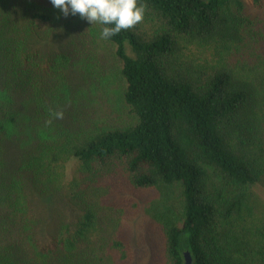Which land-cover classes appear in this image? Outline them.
Masks as SVG:
<instances>
[{"label": "trees", "instance_id": "16d2710c", "mask_svg": "<svg viewBox=\"0 0 264 264\" xmlns=\"http://www.w3.org/2000/svg\"><path fill=\"white\" fill-rule=\"evenodd\" d=\"M138 3L140 23L101 39L128 115L99 120L85 85L100 57L70 32L83 19L0 0V264H131L138 193L173 185L164 264H264V58L245 57L264 34L243 0Z\"/></svg>", "mask_w": 264, "mask_h": 264}, {"label": "rangeland", "instance_id": "374dc122", "mask_svg": "<svg viewBox=\"0 0 264 264\" xmlns=\"http://www.w3.org/2000/svg\"><path fill=\"white\" fill-rule=\"evenodd\" d=\"M243 1L247 12L256 22L255 28L260 29L264 34V0H259L258 3L253 0ZM62 23L66 25V21ZM98 26L99 23L91 24L83 19L70 31L74 35L77 48L81 53L96 51L100 57L99 60L93 59L95 64L89 71V79L85 85L88 96L91 97L88 104L95 111L99 120L126 118L128 111L122 100L124 85L118 75L120 62L114 54V48L102 42ZM66 35L68 36L67 33ZM52 36L59 37L57 28ZM210 55V51L200 53L201 57H210ZM256 55H261L264 58V40H250L245 57L254 61ZM80 66L82 67V65ZM80 66H78L79 69H81ZM72 75L73 81L80 85L77 93L79 97L85 93L84 79H81L82 75L76 70ZM261 86L264 95V82ZM257 191L261 203L264 204V191L262 188H258ZM137 204V213L129 222L131 244L136 252L131 264H164L162 261L163 227L168 223H180L181 188L179 185H173L143 190L138 193Z\"/></svg>", "mask_w": 264, "mask_h": 264}, {"label": "clouds", "instance_id": "9594fccd", "mask_svg": "<svg viewBox=\"0 0 264 264\" xmlns=\"http://www.w3.org/2000/svg\"><path fill=\"white\" fill-rule=\"evenodd\" d=\"M50 3L64 16L79 15L91 24L104 25L99 33L104 40L133 28L144 18V6L138 0H50ZM54 115L62 118L63 113Z\"/></svg>", "mask_w": 264, "mask_h": 264}, {"label": "water", "instance_id": "95a60500", "mask_svg": "<svg viewBox=\"0 0 264 264\" xmlns=\"http://www.w3.org/2000/svg\"><path fill=\"white\" fill-rule=\"evenodd\" d=\"M185 264H190V256L188 252L184 253Z\"/></svg>", "mask_w": 264, "mask_h": 264}]
</instances>
